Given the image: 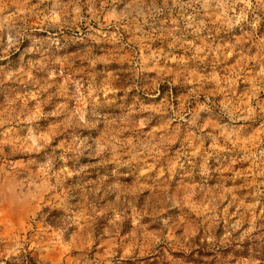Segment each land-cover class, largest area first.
I'll use <instances>...</instances> for the list:
<instances>
[{"label": "rangeland", "instance_id": "1", "mask_svg": "<svg viewBox=\"0 0 264 264\" xmlns=\"http://www.w3.org/2000/svg\"><path fill=\"white\" fill-rule=\"evenodd\" d=\"M0 264H264V0H0Z\"/></svg>", "mask_w": 264, "mask_h": 264}]
</instances>
